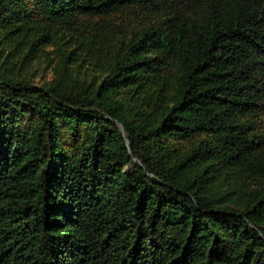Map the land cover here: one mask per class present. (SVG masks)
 <instances>
[{"label": "trees", "instance_id": "1", "mask_svg": "<svg viewBox=\"0 0 264 264\" xmlns=\"http://www.w3.org/2000/svg\"><path fill=\"white\" fill-rule=\"evenodd\" d=\"M0 264H264V0H0Z\"/></svg>", "mask_w": 264, "mask_h": 264}, {"label": "rangeland", "instance_id": "2", "mask_svg": "<svg viewBox=\"0 0 264 264\" xmlns=\"http://www.w3.org/2000/svg\"><path fill=\"white\" fill-rule=\"evenodd\" d=\"M29 76L32 77V80L35 84H43L45 81L50 80L52 77L49 70H44V67H41L39 69L38 65L33 71H31V74Z\"/></svg>", "mask_w": 264, "mask_h": 264}]
</instances>
